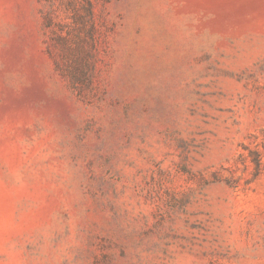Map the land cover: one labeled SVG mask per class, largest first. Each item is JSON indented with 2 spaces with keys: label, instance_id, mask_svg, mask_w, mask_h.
<instances>
[{
  "label": "rangeland",
  "instance_id": "obj_1",
  "mask_svg": "<svg viewBox=\"0 0 264 264\" xmlns=\"http://www.w3.org/2000/svg\"><path fill=\"white\" fill-rule=\"evenodd\" d=\"M0 264H264V0H0Z\"/></svg>",
  "mask_w": 264,
  "mask_h": 264
},
{
  "label": "trees",
  "instance_id": "obj_2",
  "mask_svg": "<svg viewBox=\"0 0 264 264\" xmlns=\"http://www.w3.org/2000/svg\"><path fill=\"white\" fill-rule=\"evenodd\" d=\"M253 161L255 163V174H258L260 171V158L255 154L253 156Z\"/></svg>",
  "mask_w": 264,
  "mask_h": 264
}]
</instances>
